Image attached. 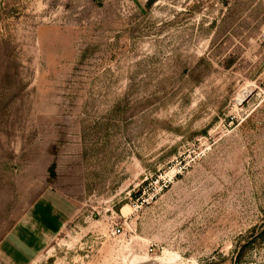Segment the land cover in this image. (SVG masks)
Instances as JSON below:
<instances>
[{
    "label": "rangeland",
    "instance_id": "374dc122",
    "mask_svg": "<svg viewBox=\"0 0 264 264\" xmlns=\"http://www.w3.org/2000/svg\"><path fill=\"white\" fill-rule=\"evenodd\" d=\"M149 1L0 0V240L74 204L30 264H264V0Z\"/></svg>",
    "mask_w": 264,
    "mask_h": 264
},
{
    "label": "crops",
    "instance_id": "0c3cea01",
    "mask_svg": "<svg viewBox=\"0 0 264 264\" xmlns=\"http://www.w3.org/2000/svg\"><path fill=\"white\" fill-rule=\"evenodd\" d=\"M74 204L54 190L41 194L0 240V264H30L70 222Z\"/></svg>",
    "mask_w": 264,
    "mask_h": 264
},
{
    "label": "built area",
    "instance_id": "2783aa9c",
    "mask_svg": "<svg viewBox=\"0 0 264 264\" xmlns=\"http://www.w3.org/2000/svg\"><path fill=\"white\" fill-rule=\"evenodd\" d=\"M171 178L172 177H169L168 175H165V176H163V177H161V179H159V182L161 183V191L162 190H164L165 188H167L168 186H169V184H170V182L172 181L171 180ZM122 230H123V227L121 226V225H115L114 227H113V232L115 233V234H117V233H121L122 232Z\"/></svg>",
    "mask_w": 264,
    "mask_h": 264
},
{
    "label": "trees",
    "instance_id": "16d2710c",
    "mask_svg": "<svg viewBox=\"0 0 264 264\" xmlns=\"http://www.w3.org/2000/svg\"><path fill=\"white\" fill-rule=\"evenodd\" d=\"M151 1V0H150ZM149 1V2H150ZM51 174H52V176H53V174H54V172H53V168L51 169ZM239 256H240V254L238 255V259H239ZM241 257V256H240Z\"/></svg>",
    "mask_w": 264,
    "mask_h": 264
}]
</instances>
